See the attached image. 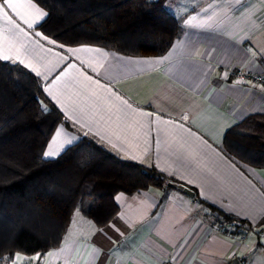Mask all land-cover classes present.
Returning <instances> with one entry per match:
<instances>
[{"label": "crops", "instance_id": "1", "mask_svg": "<svg viewBox=\"0 0 264 264\" xmlns=\"http://www.w3.org/2000/svg\"><path fill=\"white\" fill-rule=\"evenodd\" d=\"M19 2L9 8L0 0V61L36 76L69 125L56 126L43 158L86 137L195 195L174 188L160 204L157 189L118 193V213L106 226L76 210L59 247L14 261L264 264V168L242 163L223 144L228 130L264 115V91L230 77L236 69L264 75V0H166L183 32L160 57L61 45L38 30L46 15L37 20V9L46 12ZM58 129L70 143L45 156ZM215 212L246 225L233 222L228 231Z\"/></svg>", "mask_w": 264, "mask_h": 264}, {"label": "trees", "instance_id": "2", "mask_svg": "<svg viewBox=\"0 0 264 264\" xmlns=\"http://www.w3.org/2000/svg\"><path fill=\"white\" fill-rule=\"evenodd\" d=\"M32 1L46 12L38 30L65 46L160 57L183 32L166 0ZM59 124L69 128L38 78L19 64L0 61V258L6 262L59 247L76 210L102 228L118 213L116 194L157 189L163 194L161 204L173 184L182 185L154 167L122 160L86 137L46 160L44 149ZM223 144L242 163L264 168V115L228 130ZM217 216L230 226L246 225Z\"/></svg>", "mask_w": 264, "mask_h": 264}, {"label": "built area", "instance_id": "3", "mask_svg": "<svg viewBox=\"0 0 264 264\" xmlns=\"http://www.w3.org/2000/svg\"><path fill=\"white\" fill-rule=\"evenodd\" d=\"M231 79L243 86H258L264 91V75L256 74L253 72L243 71L241 69L233 70L230 74ZM228 231L234 230V226H228ZM0 264H40L36 261H23L17 263L16 261L6 262L0 258Z\"/></svg>", "mask_w": 264, "mask_h": 264}, {"label": "snow or ice", "instance_id": "4", "mask_svg": "<svg viewBox=\"0 0 264 264\" xmlns=\"http://www.w3.org/2000/svg\"><path fill=\"white\" fill-rule=\"evenodd\" d=\"M4 5H6L9 8H18V7H23L24 4L20 3L19 0H3ZM27 6L29 8H34L35 5L32 3V0H27ZM0 11H3V8L0 7ZM37 17L36 19L39 20L43 16L46 15V13L40 11L37 9ZM7 15V13H5ZM33 26L32 23H28V27L31 28ZM20 31H23V29H20ZM37 36H40V33H36ZM81 49H77L76 51H80ZM62 135V131L60 129L57 130L55 136H53L52 141L49 143V151L45 152V156H51L55 154L56 151H58L60 148L63 147L64 143H70V140L68 141H62L60 139ZM19 259V256L17 257Z\"/></svg>", "mask_w": 264, "mask_h": 264}, {"label": "water", "instance_id": "5", "mask_svg": "<svg viewBox=\"0 0 264 264\" xmlns=\"http://www.w3.org/2000/svg\"><path fill=\"white\" fill-rule=\"evenodd\" d=\"M172 187L178 189L179 191L183 192L184 194L188 195L189 197L194 198L195 194L191 190H189L188 188H186L182 185L177 186L176 184H173Z\"/></svg>", "mask_w": 264, "mask_h": 264}, {"label": "rangeland", "instance_id": "6", "mask_svg": "<svg viewBox=\"0 0 264 264\" xmlns=\"http://www.w3.org/2000/svg\"><path fill=\"white\" fill-rule=\"evenodd\" d=\"M215 216H217L215 213H213Z\"/></svg>", "mask_w": 264, "mask_h": 264}]
</instances>
